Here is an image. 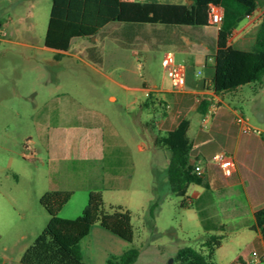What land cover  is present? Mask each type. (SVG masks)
<instances>
[{
    "label": "rangeland",
    "instance_id": "374dc122",
    "mask_svg": "<svg viewBox=\"0 0 264 264\" xmlns=\"http://www.w3.org/2000/svg\"><path fill=\"white\" fill-rule=\"evenodd\" d=\"M158 1L191 4V0ZM222 7L227 8V15L220 24L180 25L168 30L173 37H162L197 51H178L160 43L161 37H140L138 47H126L99 34L73 39L68 53L57 55L52 65V54L40 48L51 0H0V264H20L23 251L44 229L49 214L39 198L48 190L73 191L59 212L64 218L81 213L90 190H100L107 204H121L131 210L134 239L124 250L138 249L133 264H181L177 250L199 248L205 233L198 208L204 209L214 224L221 218L231 219L212 214L216 212V198L220 200L218 193H228V188L208 194L210 207H202L197 200L181 206L182 197L170 190L165 179L168 150L155 144L152 132L144 131L140 124L152 122L166 109L163 101L170 98L158 90L172 89L162 65L164 52L170 51L177 62L189 65L195 78L201 79L208 68L196 63V52L213 51L218 27L232 31L245 23L237 20L245 11L242 4L224 0ZM255 29L256 25L251 26L244 37H253ZM149 32L153 30L142 31ZM92 45H96L100 60L85 50ZM209 57L213 65L214 58ZM223 99L252 127L251 131L259 129L264 134V116L260 114L264 115V75L260 82L241 86ZM45 114L49 117L44 119ZM106 118L117 135L115 140L126 145L114 152L129 161L123 177L112 174L119 168L109 165L107 152L100 149ZM188 118L193 130L201 128L200 113L191 112ZM88 120L93 123L88 124ZM54 129L62 138L51 143ZM91 134L99 145L90 143ZM28 139L37 149L34 156ZM227 222L211 231L221 235L223 243L214 251V264H236L237 252L245 249L248 240L245 230L233 231L239 219ZM95 240L89 234L81 241L83 261L106 264L102 241Z\"/></svg>",
    "mask_w": 264,
    "mask_h": 264
},
{
    "label": "trees",
    "instance_id": "16d2710c",
    "mask_svg": "<svg viewBox=\"0 0 264 264\" xmlns=\"http://www.w3.org/2000/svg\"><path fill=\"white\" fill-rule=\"evenodd\" d=\"M224 0H192L190 5L183 2L158 0H51L50 15L44 36V45L58 50H68L72 40L77 37H100L111 31L115 41L121 46H132L134 25L151 24L163 29L155 34L167 33L177 26H216L212 19V8L222 6ZM245 7L244 13L237 18L243 19L251 14L264 0H234ZM227 8L224 7V17ZM222 21V22H223ZM253 45L241 49L229 42L231 30L217 28L213 51L207 56L214 58V74L211 89L222 97L235 92L246 84L260 82L264 75V12L256 22ZM122 25L123 37H113L116 28L107 30L110 25ZM105 28V29H104ZM166 31V32H165ZM177 47L183 46L173 42ZM176 43V44H175ZM95 60L101 56L92 45L87 50ZM201 112L202 110L199 109ZM189 120L182 118L178 124L164 133H157L155 144L168 150L167 180L170 190L182 197L181 206L186 205L187 190L191 184L202 183V175L194 170L195 164L190 159L193 143L187 132ZM264 141V135L262 136ZM73 195L72 190L56 189L44 192L40 204L49 214L44 229L33 242L26 247L20 257L21 264H85L80 243L89 235L93 225L97 224L110 233L126 241L134 239L131 210L121 204H106L100 190H90L81 213L74 218H64L59 212ZM204 229L199 248L184 246L177 250L176 257L181 264H214L212 256L222 244V236L211 233L222 225L214 224L207 217L204 209L198 208ZM255 224L264 241V206L255 211ZM139 251L128 247L118 255H110L106 264H133Z\"/></svg>",
    "mask_w": 264,
    "mask_h": 264
},
{
    "label": "crops",
    "instance_id": "0c3cea01",
    "mask_svg": "<svg viewBox=\"0 0 264 264\" xmlns=\"http://www.w3.org/2000/svg\"><path fill=\"white\" fill-rule=\"evenodd\" d=\"M220 7L224 11V8L222 6ZM262 12H264V4L258 6L250 16H245L242 19V21L245 20V23L240 28L232 29L229 42L233 46L241 49H249L252 47L255 33L253 37H244V35L251 26L257 24V19ZM114 27L117 32L113 37H123L124 34L121 32L123 28L122 25L110 24L105 28L110 30V28ZM154 28L157 30L163 29L161 26L156 27V25L151 24L134 25L132 27V47H138L140 45V37H161L160 43H166L178 51L186 53L197 51L188 46V44L176 48L172 41H167L166 38H162L171 37L167 35V33H142V31L146 29H150L151 31V29ZM108 32L109 33L105 37L113 35L111 31ZM239 33H241L239 37H234ZM4 41L10 42L7 40ZM17 43L21 44L20 42ZM40 48L52 54V65H55V60L58 59L57 55L67 54L71 46L68 50L64 51L46 47L43 43ZM85 50L87 51L88 48ZM209 53L210 52L198 51L195 54L196 63H200L205 68H208L205 76L201 79L195 78L196 75L193 70H191L189 65L185 64L187 72L182 90L175 91L171 88L158 89L170 95L169 100L166 99L163 101L166 105V109L158 113V116L155 117L152 122L144 120L140 124L144 131L152 132L151 137L155 143L157 136L155 129L166 131L174 128L182 118H187L189 120L190 123L187 134L193 143L190 151V159L195 165L201 166L203 170V180L200 184H191L188 187V198L185 204L189 205L193 200H197L202 207H210L211 200L208 198L209 193H216L218 189L222 188L230 189L228 193H218L220 200L216 198V212L214 211L212 214L216 215V218H220V216H228V218H231L228 220H226V218H221V220H219L220 222H216V224L220 225L228 224L227 221L230 222L232 219H239L240 223L235 226L233 231L241 232L245 230L248 232L245 234L248 238L245 243V249L237 252L235 260L236 264H244L245 260L253 251L264 255V241L259 231L251 228L255 224V211L264 206V141L262 138L264 134H262V132L260 133L259 129L257 132L242 131L237 121L240 114L226 103L222 97L213 92L211 89V78L214 74V64H209L208 60L210 57L206 55ZM144 88L148 89L145 86ZM110 98L115 100L116 96L110 95ZM214 101L217 102V106L212 109L211 104ZM145 103L147 104V102ZM199 109H201L202 112ZM191 112H198L202 116L201 128L192 129L191 121L188 118ZM260 114L264 116L263 113ZM42 117L45 119L49 116L45 114L42 115ZM203 118H205V120ZM89 123H93V121L88 120V124ZM60 134L61 132H59L58 129H54L53 135L49 137L50 142L54 143L55 140L61 139L62 136ZM149 135L151 134L149 133ZM116 136L109 119L106 118L100 144L102 148L100 149L107 152V157H105V159L109 161V165L119 168V171H115L112 174L116 176L121 175V177H123V171H125L124 169L129 164V161H124L120 159L122 156H118V158L117 155L114 154L116 150H122L126 147L121 141L115 140ZM89 139H91V144L97 143L95 142L97 137L93 134L89 136ZM97 144L99 145V143ZM27 146L30 147L31 155L34 156L37 149L33 146L31 139H28ZM140 148L145 149L144 146H140ZM219 151H225L234 158V171L229 177H225L221 173L213 159L214 154ZM168 161L169 158L167 157L165 169V179L167 182ZM238 186L241 188L240 190L237 189ZM89 234H93L96 240L102 241L100 245L103 248L102 252L107 255L106 259L110 255L120 254L124 250L125 244H128L126 241L97 224L92 226Z\"/></svg>",
    "mask_w": 264,
    "mask_h": 264
},
{
    "label": "built area",
    "instance_id": "2783aa9c",
    "mask_svg": "<svg viewBox=\"0 0 264 264\" xmlns=\"http://www.w3.org/2000/svg\"><path fill=\"white\" fill-rule=\"evenodd\" d=\"M211 11H212L213 22L216 25L220 24L223 21V17H224L223 9L220 6H215L212 8ZM247 16H250V14H248ZM0 35H1V31H0ZM162 65L165 68L166 73L171 81L172 89L175 91L182 90L186 80V72H187L186 65L181 62H177L175 60L174 55L170 51L164 52ZM198 73H200V71ZM211 106L212 109H214L217 106V102L216 101L212 102ZM203 119L205 120V118ZM237 121L242 131L248 132L252 130V127L247 122H245L241 116L238 117ZM213 159L217 164V166L219 167L221 173L225 177H229L233 174L235 162L231 154L225 151H219L214 154ZM194 170L198 175L203 174V170L200 165H195ZM263 263H264V255L259 254L256 251H253L251 255L244 262V264H263Z\"/></svg>",
    "mask_w": 264,
    "mask_h": 264
},
{
    "label": "water",
    "instance_id": "95a60500",
    "mask_svg": "<svg viewBox=\"0 0 264 264\" xmlns=\"http://www.w3.org/2000/svg\"><path fill=\"white\" fill-rule=\"evenodd\" d=\"M190 2H192V0H191ZM189 5H190V4H189Z\"/></svg>",
    "mask_w": 264,
    "mask_h": 264
}]
</instances>
